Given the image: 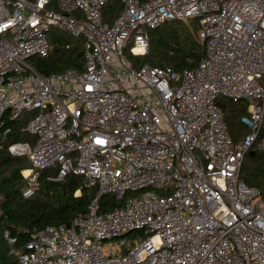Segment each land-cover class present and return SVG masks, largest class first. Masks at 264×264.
Masks as SVG:
<instances>
[{
    "label": "built area",
    "instance_id": "obj_1",
    "mask_svg": "<svg viewBox=\"0 0 264 264\" xmlns=\"http://www.w3.org/2000/svg\"><path fill=\"white\" fill-rule=\"evenodd\" d=\"M110 1L0 0V126L29 115L22 132L36 138L9 147L32 164L23 196L48 170L83 178L77 196L97 191L70 226L33 233L15 264H264V198L241 180L264 152V0H122L108 24ZM194 18L197 68L137 69L125 54L147 55L149 31ZM53 29L86 40L83 71L32 66ZM220 99L247 105L244 138ZM106 196L120 205L102 212Z\"/></svg>",
    "mask_w": 264,
    "mask_h": 264
},
{
    "label": "trees",
    "instance_id": "obj_2",
    "mask_svg": "<svg viewBox=\"0 0 264 264\" xmlns=\"http://www.w3.org/2000/svg\"><path fill=\"white\" fill-rule=\"evenodd\" d=\"M122 10V0H111L103 8L104 21L113 24ZM200 27L201 18H194L187 22L170 21L149 31V53L138 57L130 53L135 68L150 65L178 72L197 68L206 56V45L199 37ZM49 39L52 45L50 54L30 60L39 73L51 75L69 69L84 70V38H75L53 29ZM218 103L223 107L234 140L244 138L249 131L240 118L248 114L247 105L233 104L224 99ZM28 116L24 115L19 120L4 117L3 125L0 126V264H15L17 255L10 252H25L33 233L47 226H70L76 218L85 216L97 194L95 189L84 187L81 195L77 196L76 192L84 186L83 178L70 176L53 181L50 179L54 175L53 171L48 170L41 173L39 191L30 198L23 196L27 183L22 172L31 169L32 164L26 156L12 155L9 147L36 141L35 137L22 132ZM7 130L10 131L6 133ZM241 180L257 188L264 198V153L256 151L255 155L245 158ZM119 205L113 196H106L102 200L101 211L107 212ZM5 232L17 239L15 245L8 244L4 238Z\"/></svg>",
    "mask_w": 264,
    "mask_h": 264
},
{
    "label": "rangeland",
    "instance_id": "obj_3",
    "mask_svg": "<svg viewBox=\"0 0 264 264\" xmlns=\"http://www.w3.org/2000/svg\"><path fill=\"white\" fill-rule=\"evenodd\" d=\"M125 54L128 56V58L132 61V62H134V58H132V54L130 55V52H129V50L128 49H126L125 50ZM146 56V55H145ZM138 69V68H137ZM242 117V116H241ZM240 122H241V118H240ZM242 123V122H241ZM255 150L256 151H259V150H257L256 148H255ZM259 152H261V153H264V152H262V151H259ZM11 254H13L14 256H16V254L14 253V252H10Z\"/></svg>",
    "mask_w": 264,
    "mask_h": 264
},
{
    "label": "water",
    "instance_id": "obj_4",
    "mask_svg": "<svg viewBox=\"0 0 264 264\" xmlns=\"http://www.w3.org/2000/svg\"><path fill=\"white\" fill-rule=\"evenodd\" d=\"M255 152L254 151H252V152H250V155H253Z\"/></svg>",
    "mask_w": 264,
    "mask_h": 264
},
{
    "label": "crops",
    "instance_id": "obj_5",
    "mask_svg": "<svg viewBox=\"0 0 264 264\" xmlns=\"http://www.w3.org/2000/svg\"><path fill=\"white\" fill-rule=\"evenodd\" d=\"M256 153V152H255ZM255 153L253 155H255Z\"/></svg>",
    "mask_w": 264,
    "mask_h": 264
}]
</instances>
